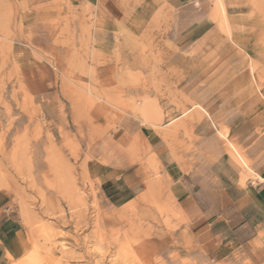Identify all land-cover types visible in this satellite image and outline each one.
<instances>
[{"label": "rangeland", "instance_id": "rangeland-1", "mask_svg": "<svg viewBox=\"0 0 264 264\" xmlns=\"http://www.w3.org/2000/svg\"><path fill=\"white\" fill-rule=\"evenodd\" d=\"M100 2L0 0V212L31 246L11 264H264V232L210 240L162 166L202 201L216 165H264V0H209L181 49L168 0Z\"/></svg>", "mask_w": 264, "mask_h": 264}, {"label": "crops", "instance_id": "crops-1", "mask_svg": "<svg viewBox=\"0 0 264 264\" xmlns=\"http://www.w3.org/2000/svg\"><path fill=\"white\" fill-rule=\"evenodd\" d=\"M208 1L168 0L176 11L175 30L180 39L175 43L177 48L181 49L186 44L197 43L201 33L200 27L207 17L204 16L205 10L201 9L207 7ZM99 6L106 15L111 14L114 18H118L119 10L115 5L114 8H109L101 0ZM212 124L214 125L213 122ZM194 128L196 130L198 124ZM230 154L234 157L232 150ZM220 165H216L217 175L214 173L212 175V183H210L212 187L202 190L206 194L202 201H197L193 195L200 189L199 186L196 187L198 181L196 183L193 181L191 184H184L183 181L186 177H194V174L191 177L190 174L182 172L179 165L173 167L163 163L162 166L175 184L181 185H177L176 190L185 196L183 202L198 210L195 223L199 227L208 228L210 240L232 235L236 240L248 245L258 237L259 232H264V165L255 160L253 173L256 177H248L243 184L240 182V170L234 171ZM244 167L250 169L248 164ZM121 179L123 180L119 185L121 196L128 200L134 198L141 181L136 178L135 173ZM30 248L28 232L20 219L13 217L9 212H0V264H11L12 261L19 263Z\"/></svg>", "mask_w": 264, "mask_h": 264}, {"label": "bare ground", "instance_id": "bare-ground-1", "mask_svg": "<svg viewBox=\"0 0 264 264\" xmlns=\"http://www.w3.org/2000/svg\"><path fill=\"white\" fill-rule=\"evenodd\" d=\"M218 6V5H217ZM219 6H220V9H221V12H222V14L225 12V8H224V6H223V4H222V2L220 1L219 2ZM223 17H224V14H223ZM154 127V126H153ZM157 131V130H156ZM230 144H232V143H230ZM232 149L234 150V152L238 155V157L240 158V160H241V162L245 165V166H247V163H246V161H245V159L240 155V153L237 151V149L234 147V146H232ZM231 150V149H230ZM242 164V165H243ZM24 264H40V261H39V259H38V257L35 255V254H29L27 257H26V259L24 260Z\"/></svg>", "mask_w": 264, "mask_h": 264}]
</instances>
